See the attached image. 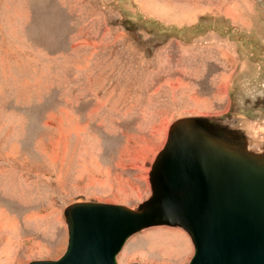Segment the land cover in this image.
Returning <instances> with one entry per match:
<instances>
[{
    "label": "rangeland",
    "instance_id": "374dc122",
    "mask_svg": "<svg viewBox=\"0 0 264 264\" xmlns=\"http://www.w3.org/2000/svg\"><path fill=\"white\" fill-rule=\"evenodd\" d=\"M188 115L263 145L264 0H0V264L61 256L72 201L148 198L169 127ZM193 252L162 224L118 262Z\"/></svg>",
    "mask_w": 264,
    "mask_h": 264
},
{
    "label": "water",
    "instance_id": "95a60500",
    "mask_svg": "<svg viewBox=\"0 0 264 264\" xmlns=\"http://www.w3.org/2000/svg\"><path fill=\"white\" fill-rule=\"evenodd\" d=\"M257 140L219 119H175L152 164L148 198L134 207L70 202L64 253L26 264H119L134 233L162 224L188 232L194 252L187 264H264V143L254 146Z\"/></svg>",
    "mask_w": 264,
    "mask_h": 264
},
{
    "label": "flooded vegetation",
    "instance_id": "af4514ba",
    "mask_svg": "<svg viewBox=\"0 0 264 264\" xmlns=\"http://www.w3.org/2000/svg\"><path fill=\"white\" fill-rule=\"evenodd\" d=\"M231 125H233V124H231Z\"/></svg>",
    "mask_w": 264,
    "mask_h": 264
}]
</instances>
